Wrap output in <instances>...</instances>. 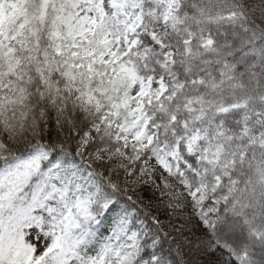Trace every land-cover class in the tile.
Returning a JSON list of instances; mask_svg holds the SVG:
<instances>
[{"label": "snow or ice", "instance_id": "snow-or-ice-1", "mask_svg": "<svg viewBox=\"0 0 264 264\" xmlns=\"http://www.w3.org/2000/svg\"><path fill=\"white\" fill-rule=\"evenodd\" d=\"M0 264H264V0H0Z\"/></svg>", "mask_w": 264, "mask_h": 264}]
</instances>
